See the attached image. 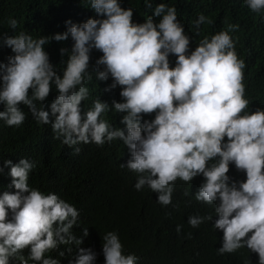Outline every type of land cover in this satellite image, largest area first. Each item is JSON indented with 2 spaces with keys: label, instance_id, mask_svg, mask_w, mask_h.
I'll return each instance as SVG.
<instances>
[{
  "label": "clouds",
  "instance_id": "clouds-1",
  "mask_svg": "<svg viewBox=\"0 0 264 264\" xmlns=\"http://www.w3.org/2000/svg\"><path fill=\"white\" fill-rule=\"evenodd\" d=\"M145 3L151 7L148 0ZM245 3L253 12L264 10V0ZM91 7L100 18L81 24L68 20L67 31L53 37L34 39L24 32L0 36V42L14 53L7 63H0V104L5 109L0 111V120L20 126L26 118L20 106L25 105L39 123H50L57 138L63 137L62 143L69 147L121 139L131 153L126 166L141 174L135 187L140 190L147 184L159 193L162 205L171 203L178 178L191 182L202 174L206 179L196 199L216 204L214 227L223 231L219 253L246 246L264 264V110L245 113L249 103L243 83L245 63L238 58L229 32L221 31L210 41L205 37L189 54L190 37L175 7L157 5L154 15L163 14L158 24L152 17L134 23L133 10L122 8L119 0H92ZM205 22L211 20L201 14L197 27ZM8 23L15 31L18 21ZM69 35L74 44L61 78L44 46L52 39L65 41ZM93 49L103 53L93 69L97 79L112 77L107 90L122 87L123 102L113 101V105L115 111L124 113L121 123L126 129L101 119L110 105L100 99L92 109L82 111L81 102L89 95L84 84L92 79ZM68 51L60 50L61 55ZM170 54L177 57L175 67H170ZM53 83L58 95L50 109H38L36 102L46 101ZM152 113H156L154 119H144ZM79 152L74 147V153ZM230 163L246 172L245 181L231 179ZM3 164L11 166V183L17 191L0 196V264H9L13 257L27 264L18 255L25 248H30L33 261L59 264L45 253L60 244L79 246L83 242L71 231L77 224V209L55 193L30 187L35 162L22 158L16 164L11 160ZM205 219L211 217L191 216L188 222L198 227ZM83 235H88L87 228ZM103 254L105 264H136L138 259L123 254L115 232L103 236ZM96 258L90 248H79L72 264H94Z\"/></svg>",
  "mask_w": 264,
  "mask_h": 264
},
{
  "label": "trees",
  "instance_id": "trees-1",
  "mask_svg": "<svg viewBox=\"0 0 264 264\" xmlns=\"http://www.w3.org/2000/svg\"><path fill=\"white\" fill-rule=\"evenodd\" d=\"M148 2L150 8L145 0H119L122 8L133 10L134 23H144L152 17L158 24L163 14L160 17L154 15L156 6L163 3L167 7H175L177 19L190 37L189 54L205 37L210 41L219 32L228 31L238 58L245 63L243 83L245 98L249 101L245 113L264 110V10L253 12L245 0ZM91 3L92 0H0V36L24 32L34 39L53 37L67 31L68 20L81 24L90 18H100ZM201 14L211 23L205 22L197 27L196 21ZM10 19L18 21L15 31L10 28ZM73 44L69 35L65 41L52 39L44 46L54 70L61 78ZM61 48L69 51L61 55ZM10 55H14L12 49L0 42V63H7ZM102 55L96 49L90 53L92 79L85 81L89 95L81 102V108L87 112L94 107L97 99L107 102L110 110L103 113L101 119L114 128L126 129L121 123L124 113L115 111L113 105V101L123 102L120 95L122 87L107 90L113 83L112 77L107 81L97 79L93 70ZM176 60L174 54L169 55L170 67L176 66ZM57 95L53 83L46 101H37L36 107L50 109ZM20 107L26 117L20 126H8L4 120H0V166H3L0 172V196L4 192L17 191L11 183V166H4L3 162L11 160L16 164L22 158H27L36 163L29 174L30 187L45 194H57L79 213L77 224L71 231L83 242L79 246L75 243L60 244L56 250L45 253L46 258L57 259L59 264H72L79 254V248H90L97 254L94 264H105L103 236L115 232L123 245V254H134L138 258L136 264H259L258 253L246 246L231 253H219L223 245V231L214 227L218 219L216 204L196 199V193L206 179L202 174L191 182L178 178L173 185L171 203L162 205L158 202L159 193L147 184L140 190L135 187L141 174L126 166L131 153L121 139L105 141L103 145L93 142L69 147L62 143L63 137L57 138L50 123H39L28 106ZM3 110L4 105L0 104V111ZM155 115H145L144 119L152 120ZM224 142H227V137ZM74 147L80 148L78 154L74 153ZM228 175L237 182L247 178L246 172L238 170L234 163H230ZM191 216L211 219L192 227L188 222ZM8 218H12L11 212ZM177 226H181L179 232ZM85 228L88 230L87 236L83 235ZM61 252L64 255H60ZM18 255H22L27 264H41L29 259L30 248H25ZM9 264L21 262L13 257Z\"/></svg>",
  "mask_w": 264,
  "mask_h": 264
}]
</instances>
